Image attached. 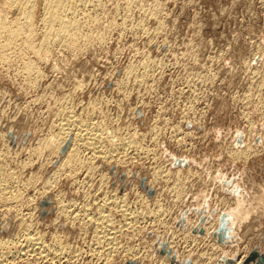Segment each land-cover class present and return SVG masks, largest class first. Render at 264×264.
<instances>
[{
  "label": "rangeland",
  "instance_id": "rangeland-1",
  "mask_svg": "<svg viewBox=\"0 0 264 264\" xmlns=\"http://www.w3.org/2000/svg\"><path fill=\"white\" fill-rule=\"evenodd\" d=\"M43 1L0 54V264H264V0H85L48 47ZM68 116L104 136L60 166Z\"/></svg>",
  "mask_w": 264,
  "mask_h": 264
},
{
  "label": "bare ground",
  "instance_id": "bare-ground-1",
  "mask_svg": "<svg viewBox=\"0 0 264 264\" xmlns=\"http://www.w3.org/2000/svg\"><path fill=\"white\" fill-rule=\"evenodd\" d=\"M84 3H86L85 0H44L43 1V5L41 6L44 9V17H43V19H41L42 20V25H43V30H44L43 37L41 36L42 37V40H41V46L42 47H44V46L48 47V46H50V44L55 43V42H63V43L66 42V43H70L71 46H76V44L79 43V40H80V37H81L80 36V26L81 25L78 23L79 21L77 22L75 20V17L73 18V16L76 13V10H77L78 6L82 5ZM34 4H35L34 0H10L9 3H8V8L10 9V12H11V10L15 11L17 17L14 18L15 20L9 21V22L6 20V12H1V14H0L1 15V19H0V39H4V44L3 43H2V45L0 44V54H1V51L3 49L10 48L11 46L14 47V46H16L19 43H21L19 45H22V47L24 46V48L25 47L26 48H30V50H31L32 45H33L31 43V41H32V38H33V31H34L33 27H32V23H33L32 20H33V15H34L32 13V10H33V7H34L33 5ZM87 4H89V3L87 2ZM82 7H83V5H82ZM1 10H2V8H1ZM6 10H8V9L6 8ZM28 70H30V68ZM79 122L80 121H78L77 119L73 118L72 116H70V117L68 116L66 118V120H64L59 125V128H58L59 129V134L61 133L63 135L62 136L63 140H62L61 144L59 143L60 145L58 144V150H60L63 147V149H62L63 154L66 153V155L64 154L63 158H64V160L65 159L67 160V161H61L63 164L60 163L61 164L60 166H64L65 163L69 164V160L72 159L73 157L75 158V153H76L75 147H76V143L77 142L83 143L82 146L86 147L89 150H91L92 153H97L95 151L96 148L94 147L95 146L94 145L95 144V140L96 139H99V140L103 139L104 135L101 133L98 136V135H95L96 133L95 134L94 133H90L88 131V129H84V130L80 129V127H82L83 125L81 126ZM72 132H75V133H72ZM0 175H2V174H0ZM6 179L2 178V176H0V204H2V205H4L3 203H5L2 200H4V198L6 199V197H4V196L6 194V189L8 188L7 187L8 186V180H6ZM146 189L148 190L150 188L147 187ZM149 193L151 194V191H149ZM101 205L103 207L107 206V205L108 206H114V208H116L121 213L123 218H126L128 216L127 208L125 206H123L121 203L117 204V202L115 203V201L113 203H111V202H108V201L104 200L103 204H101ZM102 206H100V207L103 208ZM238 213H239V211H238ZM91 214H93V213H91ZM110 217L111 216L108 215V214H105L102 209H101V211L99 210V213H98L96 219L94 218L95 219L94 220V225H95L94 227H95V230H96V232L95 231L94 232L98 235L96 241H97V244L99 246L100 245L101 246L102 245H104V246L105 245H107V246L110 245V246H112L111 250H114L115 246L113 247V245L115 243L116 235H117V233L119 234V231H121L122 229L120 228L121 230L118 231L116 229V227H114ZM29 227H25V231L28 232V233H29L30 230H32V229H29ZM199 229L200 228L197 227V230H199ZM211 231H212V229L210 230V232ZM226 234H227V232H226ZM27 235L28 234H26V236ZM94 237H96V236H94ZM25 239H26L25 241H27V245H26V248H25L27 252L28 251H35V250L42 251L43 248H42V245L38 242L39 241L38 238H33V237L28 235ZM168 249H169V247H168ZM168 255H171V254H168Z\"/></svg>",
  "mask_w": 264,
  "mask_h": 264
}]
</instances>
